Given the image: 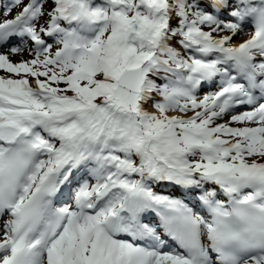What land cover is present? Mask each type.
I'll return each mask as SVG.
<instances>
[{"label":"snow or ice","instance_id":"6c2138e0","mask_svg":"<svg viewBox=\"0 0 264 264\" xmlns=\"http://www.w3.org/2000/svg\"><path fill=\"white\" fill-rule=\"evenodd\" d=\"M0 264H264V0H0Z\"/></svg>","mask_w":264,"mask_h":264},{"label":"rangeland","instance_id":"374dc122","mask_svg":"<svg viewBox=\"0 0 264 264\" xmlns=\"http://www.w3.org/2000/svg\"><path fill=\"white\" fill-rule=\"evenodd\" d=\"M238 42H240L239 39H238ZM21 58H22V57H21L20 55H16V56H13V57H12V59H13L14 61H18V60H20ZM23 58H24V59L29 58L28 55H27V53H24V54H23Z\"/></svg>","mask_w":264,"mask_h":264},{"label":"bare ground","instance_id":"6f19581e","mask_svg":"<svg viewBox=\"0 0 264 264\" xmlns=\"http://www.w3.org/2000/svg\"><path fill=\"white\" fill-rule=\"evenodd\" d=\"M243 38V37H242ZM241 40H243V39H241ZM237 43V42H236Z\"/></svg>","mask_w":264,"mask_h":264}]
</instances>
